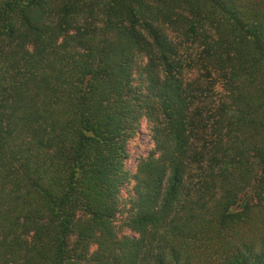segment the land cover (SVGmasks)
Masks as SVG:
<instances>
[{
	"label": "trees",
	"instance_id": "1",
	"mask_svg": "<svg viewBox=\"0 0 264 264\" xmlns=\"http://www.w3.org/2000/svg\"><path fill=\"white\" fill-rule=\"evenodd\" d=\"M0 264H264V0H0Z\"/></svg>",
	"mask_w": 264,
	"mask_h": 264
},
{
	"label": "rangeland",
	"instance_id": "2",
	"mask_svg": "<svg viewBox=\"0 0 264 264\" xmlns=\"http://www.w3.org/2000/svg\"><path fill=\"white\" fill-rule=\"evenodd\" d=\"M152 148L153 142L150 136L149 124L144 119L139 134L129 144L130 158L127 161V167L135 172L138 161L143 157H147Z\"/></svg>",
	"mask_w": 264,
	"mask_h": 264
}]
</instances>
